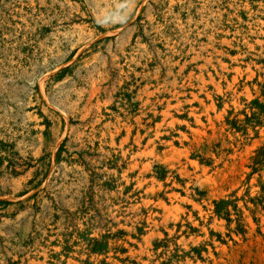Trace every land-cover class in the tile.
<instances>
[{"label":"rangeland","instance_id":"374dc122","mask_svg":"<svg viewBox=\"0 0 264 264\" xmlns=\"http://www.w3.org/2000/svg\"><path fill=\"white\" fill-rule=\"evenodd\" d=\"M0 264H264V0H0Z\"/></svg>","mask_w":264,"mask_h":264},{"label":"bare ground","instance_id":"6f19581e","mask_svg":"<svg viewBox=\"0 0 264 264\" xmlns=\"http://www.w3.org/2000/svg\"><path fill=\"white\" fill-rule=\"evenodd\" d=\"M212 48H213V47H212ZM207 49H208V48H207ZM214 50H215V49H214ZM216 52H217V51H216ZM218 52H219V51H218ZM208 53H209V52H208ZM210 54H211V53H210ZM221 57H222V56H221ZM217 61H218V60H217ZM217 64H219V63H217ZM219 65H220V64H219ZM221 65H222V64H221ZM220 67H221V66H220ZM229 67H230V66H229ZM234 67H235V66H234ZM221 68H222V67H221ZM235 68H236V67H235ZM222 69H223V68H222ZM222 69H221V70H222ZM224 69H225V68H224ZM224 69H223V70H224ZM225 72H226V71H225ZM239 72H240V71H239ZM235 81H236V80H235ZM152 181H153V180H152ZM139 183H141V182H139ZM141 184H142V183H141ZM138 186H140V185H138ZM170 195H172V194H170ZM173 196H174V195H173ZM175 196H176V195H175ZM160 203H161V202H160Z\"/></svg>","mask_w":264,"mask_h":264}]
</instances>
